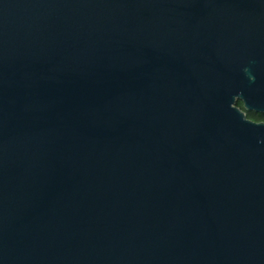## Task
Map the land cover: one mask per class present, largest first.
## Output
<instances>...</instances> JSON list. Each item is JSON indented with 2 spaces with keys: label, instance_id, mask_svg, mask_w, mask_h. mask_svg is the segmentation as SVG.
<instances>
[{
  "label": "water",
  "instance_id": "95a60500",
  "mask_svg": "<svg viewBox=\"0 0 264 264\" xmlns=\"http://www.w3.org/2000/svg\"><path fill=\"white\" fill-rule=\"evenodd\" d=\"M247 112L264 0H0V264H264Z\"/></svg>",
  "mask_w": 264,
  "mask_h": 264
},
{
  "label": "trees",
  "instance_id": "16d2710c",
  "mask_svg": "<svg viewBox=\"0 0 264 264\" xmlns=\"http://www.w3.org/2000/svg\"><path fill=\"white\" fill-rule=\"evenodd\" d=\"M238 106L243 108V103L242 102H239L238 103ZM248 118L254 120V121H262L264 120V114H260V113H255V112H252L250 114H248Z\"/></svg>",
  "mask_w": 264,
  "mask_h": 264
},
{
  "label": "flooded vegetation",
  "instance_id": "af4514ba",
  "mask_svg": "<svg viewBox=\"0 0 264 264\" xmlns=\"http://www.w3.org/2000/svg\"><path fill=\"white\" fill-rule=\"evenodd\" d=\"M250 113H252V112H247V115L250 114ZM255 113H256V112H255ZM260 114H262V113H260ZM256 122H257V121H256ZM259 122H264V120L259 121Z\"/></svg>",
  "mask_w": 264,
  "mask_h": 264
}]
</instances>
